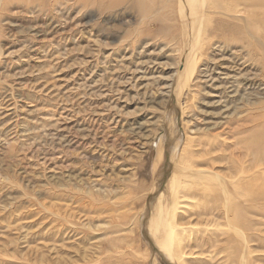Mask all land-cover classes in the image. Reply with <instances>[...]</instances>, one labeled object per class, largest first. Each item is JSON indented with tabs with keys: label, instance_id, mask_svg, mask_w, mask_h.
Instances as JSON below:
<instances>
[{
	"label": "rangeland",
	"instance_id": "1",
	"mask_svg": "<svg viewBox=\"0 0 264 264\" xmlns=\"http://www.w3.org/2000/svg\"><path fill=\"white\" fill-rule=\"evenodd\" d=\"M174 1L0 0V264H264V0Z\"/></svg>",
	"mask_w": 264,
	"mask_h": 264
},
{
	"label": "bare ground",
	"instance_id": "2",
	"mask_svg": "<svg viewBox=\"0 0 264 264\" xmlns=\"http://www.w3.org/2000/svg\"><path fill=\"white\" fill-rule=\"evenodd\" d=\"M183 4V6L185 7V9H187V14H188V12L189 13H191V16L193 17V13H192V10H194L195 8H197L196 9V11L197 10H199V13H200V8H201V6L203 5V3H206L207 1H210V0H180ZM241 1H245L246 2V4L245 5H247V4H249V3H257V2H259V0H250V1H247V0H228L227 1V3H228V5H230V7H231V5H233V4H235V3H240ZM174 0H167V2L165 3V5H164V7L163 8H165L166 6H168L169 5V8H172L175 4H174ZM178 2V1H177ZM154 9H156V7L155 6H152L149 2L148 3H146L144 6H143V10L144 11H150V10H154ZM202 9V8H201ZM155 12H157V9L156 10H154ZM202 11H203V9H202ZM211 11H213V12H219V11H221V7H217V6H215L214 8H212L211 9ZM198 17H200V15L198 14L197 15V12H195V14H194V18L197 20V18ZM201 17H202V15H201ZM200 17V18H201ZM198 21V20H197ZM199 21H200V19H199ZM201 21H202V19H201ZM200 21V22H201ZM199 22V23H200ZM198 23V22H197ZM198 23V24H199ZM198 26V25H197ZM198 29H199V27H197ZM188 72H190V70L188 71ZM196 171V170H195ZM173 173H174V175H175V177L177 176V177H181L182 175H186L187 176V174L188 175H191V174H193L192 172H191V170H189L188 168H186L184 165H181V164H179V163H174L173 164ZM172 176V175H171ZM171 178H173V176L171 177ZM182 179H183V177H181ZM166 179V178H165ZM175 179V178H174ZM185 179V178H184ZM170 180V179H169ZM217 180H219L218 182H220V184H221V187L222 188H220V189H222V190H224V193H225V197H228L229 195H230V193H233V191L231 190V188L229 187L230 186V184L226 181V182H224V180H222V178L221 177H218V179ZM176 181V180H175ZM168 182V181H167ZM174 182L172 181V183H169V186H168V183L165 185V187L164 188H167V186L169 187V189H172V186H173V189L174 188H176V184L175 185H172ZM232 184V183H231ZM171 187V188H170ZM164 191V190H163ZM163 191L161 192V190L159 191V192H161V193H159V195H158V197H156V199H155V201L153 202L154 203V208H155V216L157 217H155L154 216V221H156L157 219H159V220H165L166 221V217L165 216H163V218H162V214H163V212L166 210V208H167V206L166 205H164L163 203H162V201H160L161 200V198H162V193H163ZM174 193H175V190H174ZM223 193V192H222ZM156 194H158V193H156ZM164 198H166V197H164ZM229 198V197H228ZM152 203V204H153ZM150 206V205H149ZM171 208H174L173 206H171ZM150 209V208H149ZM155 218H156V220H155ZM167 220H169V219H167ZM149 221V220H148ZM151 221V220H150ZM161 221H158V222H160V223H158L157 225H156V227L154 226V232H152L153 234V237H154V242H155V245L156 246H158L159 247V249H161V250H163V251H165L166 253H168L169 255H171L172 257H174L175 258V256H176V254H175V252H174V246H175V243L173 242V240L171 239V237L170 236H172V234L174 235V233H175V230H174V226H173V224L172 225H170L171 223L169 222H161ZM152 222V221H151ZM157 223V222H156ZM149 224V223H148ZM153 225H155V224H153ZM152 226V225H151ZM168 226V227H167ZM172 226V227H171ZM150 230V229H149ZM175 241V240H174ZM173 259V258H172Z\"/></svg>",
	"mask_w": 264,
	"mask_h": 264
}]
</instances>
